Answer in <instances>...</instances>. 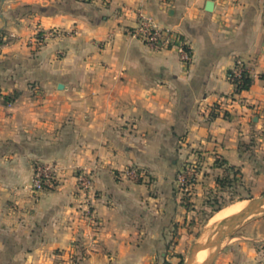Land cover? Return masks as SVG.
<instances>
[{
    "label": "crops",
    "instance_id": "1",
    "mask_svg": "<svg viewBox=\"0 0 264 264\" xmlns=\"http://www.w3.org/2000/svg\"><path fill=\"white\" fill-rule=\"evenodd\" d=\"M208 1L0 0V264L174 262L173 225L210 206L228 166L264 180V0ZM139 8L190 62L133 36ZM237 61L254 80L242 92ZM37 161L58 166L55 190L32 191ZM214 264H264V217Z\"/></svg>",
    "mask_w": 264,
    "mask_h": 264
},
{
    "label": "built area",
    "instance_id": "2",
    "mask_svg": "<svg viewBox=\"0 0 264 264\" xmlns=\"http://www.w3.org/2000/svg\"><path fill=\"white\" fill-rule=\"evenodd\" d=\"M138 23L133 30V36L147 46L155 50H168L172 49L178 52L181 59L185 62H190L192 53L187 45V42L182 36L173 30L162 27L156 19L147 14L142 8L137 9ZM57 31L49 32L43 35L41 40L36 39L35 42L39 45L43 40L51 38L57 34ZM249 70L242 61H237L235 68L230 74L229 78L234 84L235 88L242 77L243 72ZM58 166L49 162L36 163L33 167L31 189L34 193H41L44 191L55 190L59 185ZM126 174L132 179H138L141 173L136 168H130ZM197 172L196 167L190 165L186 167L178 176V185L181 191L188 193L194 184ZM81 189L84 191L90 190L92 187L91 178L86 175L78 177Z\"/></svg>",
    "mask_w": 264,
    "mask_h": 264
},
{
    "label": "rangeland",
    "instance_id": "3",
    "mask_svg": "<svg viewBox=\"0 0 264 264\" xmlns=\"http://www.w3.org/2000/svg\"><path fill=\"white\" fill-rule=\"evenodd\" d=\"M54 31L56 30H52L50 32ZM36 39H38L37 36ZM260 160H264L263 156L260 158ZM40 162L42 161L35 162L33 167L36 165V163ZM252 176H254V179L250 181H245L242 178L243 184L241 186V195L239 193L235 194L233 193L234 191L230 192L229 189L223 188H219L216 192L212 191L210 193L211 195H206L210 200L216 201L218 205L223 207L219 211L214 212L211 206L206 205L207 201L206 199H203L202 196L196 200V207L193 209L195 212L190 214L187 222L184 225H173L172 232H174V239L168 245V249L171 251V254H169V259L174 262H170L169 260L162 262V260L158 259L157 262H152L151 264H178L181 257L184 258L185 261L193 244L201 238L205 230L209 227L210 219L212 217L235 204H240L242 206L246 205L248 203V199L262 195L264 193V180H262L260 177H256L255 173H253ZM182 193L185 192L182 191ZM187 195L188 193H185V197ZM205 206H207V208ZM257 217H264V213L252 217L249 221H252ZM175 239H177V242H175ZM227 243L228 242H225V246Z\"/></svg>",
    "mask_w": 264,
    "mask_h": 264
},
{
    "label": "water",
    "instance_id": "4",
    "mask_svg": "<svg viewBox=\"0 0 264 264\" xmlns=\"http://www.w3.org/2000/svg\"><path fill=\"white\" fill-rule=\"evenodd\" d=\"M213 6L214 2L208 1L207 10L212 11ZM247 201L248 203L232 217L209 226L193 244L183 264H213L222 253L225 242H228L252 217L264 213V193ZM201 250H207L208 255L203 262H198L196 258Z\"/></svg>",
    "mask_w": 264,
    "mask_h": 264
},
{
    "label": "trees",
    "instance_id": "5",
    "mask_svg": "<svg viewBox=\"0 0 264 264\" xmlns=\"http://www.w3.org/2000/svg\"><path fill=\"white\" fill-rule=\"evenodd\" d=\"M38 38L39 40H41V34H38ZM0 42H1V38H0ZM232 74V72L230 73ZM254 80L251 77L250 73H248L247 71L243 72L242 77L239 79V82L237 84L236 87V91L237 92H242L245 90H248L252 84H253ZM7 101H13L15 99V95L13 96H8L5 98ZM243 179H242V173L240 171V169L234 167V166H228L226 168V173L222 176L216 179V183L218 185L219 188H223V189H229L230 192L234 191L233 193H239L241 195L242 191H240V188H242V183ZM208 204L213 208V211H219L221 210L223 207L221 205H218L216 201L213 200H208ZM184 262V258H180V261L178 264H183Z\"/></svg>",
    "mask_w": 264,
    "mask_h": 264
},
{
    "label": "bare ground",
    "instance_id": "6",
    "mask_svg": "<svg viewBox=\"0 0 264 264\" xmlns=\"http://www.w3.org/2000/svg\"><path fill=\"white\" fill-rule=\"evenodd\" d=\"M243 206H245V205H243ZM243 206L240 204H235V205L231 206L230 208H227L223 212H220L219 214L215 215L214 217H212L210 219V223H209L210 225L209 226L214 225V224L220 222L221 220L228 219V218L232 217L235 213L239 212L243 208ZM207 255H208L207 250H201L197 255V258L199 257L198 262H203L206 259Z\"/></svg>",
    "mask_w": 264,
    "mask_h": 264
}]
</instances>
